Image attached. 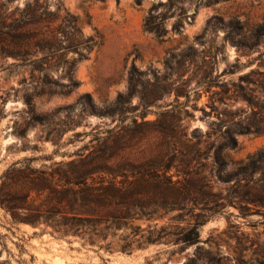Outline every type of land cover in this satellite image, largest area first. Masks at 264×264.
Returning <instances> with one entry per match:
<instances>
[{
  "label": "rangeland",
  "instance_id": "374dc122",
  "mask_svg": "<svg viewBox=\"0 0 264 264\" xmlns=\"http://www.w3.org/2000/svg\"><path fill=\"white\" fill-rule=\"evenodd\" d=\"M57 1L77 15L83 38L92 36L94 46H29L20 57L0 54V175L14 162L50 170L117 132L121 155L153 161L166 147L164 160L177 150L180 157L182 134L218 128L219 118L231 115L261 131L237 134L238 145L224 151L222 166L211 158L198 163L208 187L195 195L192 214L204 206L208 219L198 229L200 241L184 251L154 243L129 253L96 252L52 235L50 227L13 223L0 206V264H102L101 257L108 264H184L188 258L186 264H264V163L248 173L237 164L264 147V77L245 75L264 62V35L258 33L264 0H51L50 9ZM236 46L257 47L239 56L245 66L224 72L234 68ZM133 66L138 93L128 97ZM240 88L254 96L255 107L241 98L219 101ZM186 90L190 101L184 105ZM119 94L125 97L122 111L108 115ZM19 213L24 217L27 210Z\"/></svg>",
  "mask_w": 264,
  "mask_h": 264
},
{
  "label": "trees",
  "instance_id": "16d2710c",
  "mask_svg": "<svg viewBox=\"0 0 264 264\" xmlns=\"http://www.w3.org/2000/svg\"><path fill=\"white\" fill-rule=\"evenodd\" d=\"M12 1L0 0V54L20 57L21 51L29 46H62L65 50L74 49L72 46H88L89 49L94 46L92 36L83 38L77 15L61 1L55 2L54 9H50L51 0H25L23 6L10 8ZM135 3L140 4L141 0ZM151 16L152 8L145 18L147 30H152L148 23ZM258 33L264 35V25H259ZM156 35L160 34L156 32ZM6 46L13 48L8 50ZM255 47L236 46L239 55L231 64L234 68L223 71L234 73L245 66L239 56L250 54ZM253 60H247V64ZM260 66H264V62H259L245 75L264 77ZM135 71L133 66L129 73L128 97L138 93L134 89ZM200 81L197 80L196 87ZM240 89L242 92L226 94L219 101L226 104L227 98H241L251 108L255 107L254 96ZM181 93L177 90L176 98ZM184 95L186 105L190 101L189 90ZM124 102L125 97L119 94L114 107L106 113H120ZM217 125L218 128L204 132L194 127L190 135L183 133L181 156L178 157L177 150L166 160L161 154L168 150L167 147L161 148L153 161L124 157L121 155L122 133L117 132L106 137L87 155L55 163L56 167L50 170L33 171L29 167L16 166L14 162L0 175V206L10 213L13 223L26 221L34 227H50L52 235L74 238L81 246L96 252L129 253L154 243L176 244L177 251L182 252L200 241L198 229L208 219V209L204 206L200 207L202 212L192 214L199 203L195 195L201 196L208 187L198 163L211 158L213 165L222 166L224 151L238 145L237 134L261 131L234 120L231 115L219 118ZM160 132L163 138L167 137L165 129ZM263 163L264 147H261L245 161L237 162L240 164L238 171L253 172ZM189 201L193 205L187 206ZM21 210H27L24 217L19 213ZM159 219L166 220L159 223ZM101 259L102 264H108L106 258Z\"/></svg>",
  "mask_w": 264,
  "mask_h": 264
}]
</instances>
